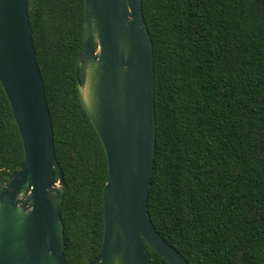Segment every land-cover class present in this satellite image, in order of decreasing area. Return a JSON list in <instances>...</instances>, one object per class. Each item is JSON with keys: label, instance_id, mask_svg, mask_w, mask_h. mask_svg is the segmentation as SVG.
<instances>
[{"label": "trees", "instance_id": "16d2710c", "mask_svg": "<svg viewBox=\"0 0 264 264\" xmlns=\"http://www.w3.org/2000/svg\"><path fill=\"white\" fill-rule=\"evenodd\" d=\"M26 2L66 184L64 255L86 264L102 245L108 166L76 90L84 0ZM142 14L153 50L154 227L189 264H264V0H142ZM23 157L0 83V187ZM143 245L149 264H168Z\"/></svg>", "mask_w": 264, "mask_h": 264}, {"label": "water", "instance_id": "95a60500", "mask_svg": "<svg viewBox=\"0 0 264 264\" xmlns=\"http://www.w3.org/2000/svg\"><path fill=\"white\" fill-rule=\"evenodd\" d=\"M76 90L104 148L103 238L86 264H189L148 211L156 121L152 40L142 0H84ZM0 83L24 157L0 187V264H68L61 204L66 184L36 60L26 0H0ZM56 172V177L54 176Z\"/></svg>", "mask_w": 264, "mask_h": 264}]
</instances>
